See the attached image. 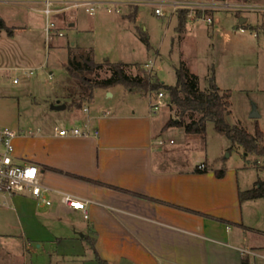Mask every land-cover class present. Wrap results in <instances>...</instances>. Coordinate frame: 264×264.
<instances>
[{"label":"rangeland","instance_id":"rangeland-1","mask_svg":"<svg viewBox=\"0 0 264 264\" xmlns=\"http://www.w3.org/2000/svg\"><path fill=\"white\" fill-rule=\"evenodd\" d=\"M160 1L138 0V4L121 5L124 7L120 11H109L107 4H102L92 14L84 6L76 7L77 25H69L65 13L60 14L59 24L65 35L54 40L51 46L46 43L44 13L26 7L16 8V5L0 1V16L16 25H28L27 30L16 27L14 35L7 31L0 35V125L18 132L21 129L23 132H35L39 126H66L79 122L73 120L72 110L76 108L69 106L72 97L62 96L64 93L74 96L77 89L74 86L76 79L66 64L68 46L74 42L93 47L99 61L109 57L114 61L128 62L126 68L133 76H143L147 70L169 84L177 82L176 66L182 59L197 71L201 78L200 86L204 89L209 88L210 77L215 72L217 83L232 92L229 120L241 122L252 132L259 123L264 130V0H234L250 2L261 8L237 9L233 11L232 18L223 17L228 10L224 7L205 10L183 5L175 8L171 4L163 5L166 14L160 15L155 11ZM180 8H187L196 18L202 19L196 24V36L190 34L184 38L186 30L178 31ZM191 14H187V19ZM208 15H215L214 26L204 19ZM242 15L255 23L252 27L249 23L244 26L258 35L240 30ZM213 27L215 36L212 35ZM142 32L149 34V42L144 40ZM24 68L34 72L24 74ZM106 68L99 71L100 77L110 75ZM16 77H19V82L14 81ZM69 86L72 87L68 89ZM160 91L165 92L163 100L168 101L167 106L161 105L158 109L159 117H166L165 124L169 117L177 116L176 105L171 104L170 93L165 88L151 91L147 97L140 92L131 95L128 90L125 93L117 90L114 97L103 88H97L94 99L86 102L91 105L98 103L100 110H113L115 102L120 101L128 111L138 108L139 112L149 113L152 106L148 97L155 102ZM63 103L67 104L66 108L54 109L55 104ZM255 110L260 116H252ZM207 127V136L189 133L182 126L170 127L173 131L165 134L168 139L159 145L167 164L170 165V158L183 165L189 159L190 164H197L209 157L217 168L226 172L239 168L242 189L251 188L258 179H264V155L247 154L244 146L234 144L218 132L213 121H208ZM170 135L178 139L176 144ZM16 204L17 207L0 206V264H100L91 259L94 250L84 241L74 246L69 241L58 239L28 241L26 248L25 237L21 233L29 231L34 214L26 206L21 207L18 200ZM36 207L41 217L42 208L46 210L47 207H40L38 203ZM244 211L246 222L254 228L248 235L255 244L264 245V197L245 199ZM52 226L55 227L54 224ZM52 226L46 223L43 230L49 232L53 230ZM62 245L68 249V254H62ZM251 248L264 251V246ZM76 251L82 254L73 255L77 254ZM252 256V261L257 258L264 260L262 256Z\"/></svg>","mask_w":264,"mask_h":264},{"label":"crops","instance_id":"crops-1","mask_svg":"<svg viewBox=\"0 0 264 264\" xmlns=\"http://www.w3.org/2000/svg\"><path fill=\"white\" fill-rule=\"evenodd\" d=\"M0 1L42 12V0ZM131 2L138 4V0H129L121 5ZM75 8L64 14L71 26L77 25ZM235 10H227L223 17L232 18ZM3 18L14 26L9 35L15 34L16 27L28 29L26 24L16 25ZM199 20L189 16L184 38L196 36ZM246 23L255 25L249 18ZM6 31L2 29L0 35ZM103 89L114 97L117 90L127 91L122 85ZM148 98L152 104V98ZM81 109L72 110L73 120L79 121L74 125L86 134L63 135L60 129L65 125L39 126L35 132L21 129L14 139L18 160L36 163L44 183L88 201L86 216L83 209L63 204L57 192L49 205L31 197H17L19 205L34 214L29 231L21 233L26 248L28 241L58 239L73 246L88 242L94 250L91 259L100 264L97 253L108 264H242L248 254L251 264H264L258 258L252 261V255L264 257V251L250 247L264 245L255 244L248 235L254 228L246 222L245 200L240 199L239 168L220 177L215 172L219 168L209 157L199 161L205 162V170L198 167L199 162L190 164V159L181 165L170 158L167 164L159 147L173 129L164 130L166 117H159L158 110L128 111L120 101L115 102L113 110H100L98 103L88 102ZM169 137L177 143L176 137ZM37 203L47 207L42 208L41 217ZM46 223L54 224L53 230H43ZM62 247L64 254L68 249ZM76 252L72 254H82Z\"/></svg>","mask_w":264,"mask_h":264},{"label":"trees","instance_id":"trees-1","mask_svg":"<svg viewBox=\"0 0 264 264\" xmlns=\"http://www.w3.org/2000/svg\"><path fill=\"white\" fill-rule=\"evenodd\" d=\"M188 12L187 8L179 9L177 29L181 33L185 30ZM2 29H6L9 34L14 32L13 28L0 16V31ZM142 37L149 42L148 33L142 32ZM66 64L76 79L74 86L77 88L75 92L68 91L73 92L77 97L71 93L62 95L65 98L72 97L69 101L70 107L81 108L86 101L94 99L97 88L109 89L115 85H122L128 91L140 92L145 96L151 91L165 88L170 93L171 104L176 105L177 116L169 117L163 127L164 130L173 126H182L189 133L207 136L208 121H213L215 129L230 138L234 144L244 146L248 153L264 155V130L259 123L252 132L241 122L232 123L229 120L232 111V92L230 88L223 89L217 83L215 72L210 77L209 88L204 89L200 86L199 74L191 69L185 59H182L176 66L177 82L169 84L147 70L144 71L143 76L139 74L133 76L126 68L128 62L114 61L109 57L99 61L95 57L93 47L87 48L80 44L68 46ZM104 68L110 71V75L100 77L99 71ZM71 87L69 86L68 89ZM225 173L226 170L223 168L216 170V174L220 177ZM259 197H264L263 178L258 179L251 188H240L241 201ZM92 244L94 245V241ZM97 258L102 264H108L107 260L100 257L98 253ZM242 264H251L248 255L243 257Z\"/></svg>","mask_w":264,"mask_h":264},{"label":"built area","instance_id":"built-area-1","mask_svg":"<svg viewBox=\"0 0 264 264\" xmlns=\"http://www.w3.org/2000/svg\"><path fill=\"white\" fill-rule=\"evenodd\" d=\"M129 0H42L43 7L42 12L46 17V43L51 46L54 40L59 37H63L64 31L60 27L59 17L60 14L66 13L68 9L74 7L84 6L89 13H95V11L102 6L107 4L109 11H120L121 4ZM155 11L157 14L165 15V8L163 5L171 4L175 8L178 6L185 7H202L205 10L207 8H226L240 9V8H261L250 2L234 1V0H162L158 2ZM194 11V10H193ZM191 14L190 10L188 12ZM191 16H194L191 14ZM209 25L214 24V17L208 15L204 18ZM241 31H251V34L256 36L258 33L251 28L240 25ZM24 74L33 73L34 70L24 68ZM19 77L14 78L15 82H19ZM165 92L160 91L158 99L152 102V110L157 111L161 105H167L168 101L163 100ZM171 102V101H170ZM166 103V104H165ZM86 109H88L86 107ZM19 132L14 128L0 125V206L16 207V198L19 196L31 197L38 202L45 204H52L53 193H59L60 201L71 208L83 209L85 215L88 214V201L81 196L69 192L61 191L52 188L43 182L41 176V168L33 162H21L15 152L14 139ZM60 133L63 135H78L88 133L86 130L75 126L67 125L60 129ZM163 140H161L162 142ZM175 141V139H172ZM198 167L202 170L207 169L205 162L201 161L198 163ZM255 254H259L254 252ZM262 255V254H259Z\"/></svg>","mask_w":264,"mask_h":264},{"label":"water","instance_id":"water-1","mask_svg":"<svg viewBox=\"0 0 264 264\" xmlns=\"http://www.w3.org/2000/svg\"><path fill=\"white\" fill-rule=\"evenodd\" d=\"M248 21V17L247 16H244V15H242L241 17H240V19H239V22L241 23V24H245L246 22ZM111 93V92H110ZM66 106H67V104L66 103H63V104H55L53 107L55 108V109H64V108H66ZM252 116H254V117H258V116H260V113L257 111V110H255L253 113H252ZM247 154H248V152H246Z\"/></svg>","mask_w":264,"mask_h":264}]
</instances>
